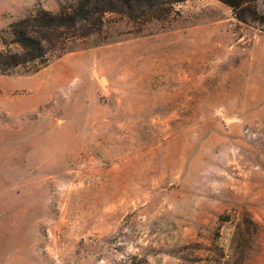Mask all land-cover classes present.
<instances>
[{"label":"rangeland","instance_id":"rangeland-1","mask_svg":"<svg viewBox=\"0 0 264 264\" xmlns=\"http://www.w3.org/2000/svg\"><path fill=\"white\" fill-rule=\"evenodd\" d=\"M77 0H0L8 26ZM106 15L0 75V264H264V0Z\"/></svg>","mask_w":264,"mask_h":264},{"label":"trees","instance_id":"trees-1","mask_svg":"<svg viewBox=\"0 0 264 264\" xmlns=\"http://www.w3.org/2000/svg\"><path fill=\"white\" fill-rule=\"evenodd\" d=\"M185 0H77L69 8L57 13L37 9L8 26L9 47L0 50V75H9L18 68L36 63L34 71L46 66L49 55L60 57L67 44L90 35L99 34L106 15H116L131 22L140 33L152 21L164 20L172 7ZM229 6L239 21L245 22L239 12L245 0H218ZM264 23V16L260 17ZM2 42H5L0 37Z\"/></svg>","mask_w":264,"mask_h":264}]
</instances>
